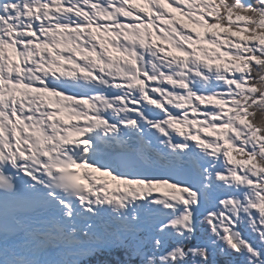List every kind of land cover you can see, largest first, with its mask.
Here are the masks:
<instances>
[{
	"label": "snow or ice",
	"instance_id": "6c2138e0",
	"mask_svg": "<svg viewBox=\"0 0 264 264\" xmlns=\"http://www.w3.org/2000/svg\"><path fill=\"white\" fill-rule=\"evenodd\" d=\"M257 112L264 0H0V264H264Z\"/></svg>",
	"mask_w": 264,
	"mask_h": 264
},
{
	"label": "rangeland",
	"instance_id": "374dc122",
	"mask_svg": "<svg viewBox=\"0 0 264 264\" xmlns=\"http://www.w3.org/2000/svg\"><path fill=\"white\" fill-rule=\"evenodd\" d=\"M169 11H171V9H169ZM174 16L179 23L188 24V21L184 17L180 16L178 13H174ZM188 26L192 27L191 24H189Z\"/></svg>",
	"mask_w": 264,
	"mask_h": 264
},
{
	"label": "trees",
	"instance_id": "16d2710c",
	"mask_svg": "<svg viewBox=\"0 0 264 264\" xmlns=\"http://www.w3.org/2000/svg\"><path fill=\"white\" fill-rule=\"evenodd\" d=\"M253 117L256 119V120H260V119H264V116H261V114L260 113H254L253 114Z\"/></svg>",
	"mask_w": 264,
	"mask_h": 264
}]
</instances>
